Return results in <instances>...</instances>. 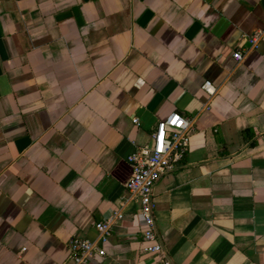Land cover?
I'll list each match as a JSON object with an SVG mask.
<instances>
[{
    "label": "crops",
    "instance_id": "0c3cea01",
    "mask_svg": "<svg viewBox=\"0 0 264 264\" xmlns=\"http://www.w3.org/2000/svg\"><path fill=\"white\" fill-rule=\"evenodd\" d=\"M172 113L192 129L153 188L170 264H264V0H0V264H160L127 159Z\"/></svg>",
    "mask_w": 264,
    "mask_h": 264
},
{
    "label": "built area",
    "instance_id": "2783aa9c",
    "mask_svg": "<svg viewBox=\"0 0 264 264\" xmlns=\"http://www.w3.org/2000/svg\"><path fill=\"white\" fill-rule=\"evenodd\" d=\"M260 35L251 39L255 45ZM234 60L240 62L243 58L240 52L233 54ZM202 89L213 95L214 90L206 82ZM191 122L179 114H169L160 120L151 134L150 144L144 145L132 153L127 162L131 167V176L126 183L129 197L139 204L137 215L143 222L142 241L146 244L144 251L156 255L160 264H170V261L158 239L155 221L153 188L159 179L173 171L188 151ZM123 218L121 212L112 213L103 222L97 223L95 229L98 237L95 241L74 238L69 242V251L75 263H85L93 255L103 256L101 245L110 236L112 225Z\"/></svg>",
    "mask_w": 264,
    "mask_h": 264
}]
</instances>
